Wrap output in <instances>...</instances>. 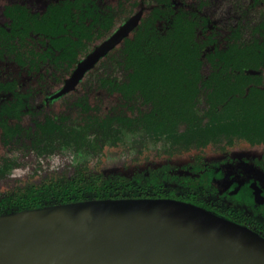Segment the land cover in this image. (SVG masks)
<instances>
[{
  "label": "trees",
  "instance_id": "16d2710c",
  "mask_svg": "<svg viewBox=\"0 0 264 264\" xmlns=\"http://www.w3.org/2000/svg\"><path fill=\"white\" fill-rule=\"evenodd\" d=\"M141 4L48 0L39 11L24 4L6 5L0 60L12 55L28 74L61 83L81 57L119 20L137 14ZM129 8L133 12L128 13ZM205 25L204 17L173 0H154L129 34L85 75L80 88L86 90L70 92L64 114L39 109L35 92H23L18 78L0 79V97L10 95L0 100V148L12 149L24 137L43 153L65 143L95 152L126 133L163 141L162 148L150 153L140 149L123 162L129 172L90 171L83 164L70 176L49 175L18 186L0 195V215L91 200L161 199L244 226L203 203L214 198L211 169L195 177L173 172V160L187 157L189 165L197 166L212 153L228 156L236 146L260 148L264 154V23L254 27L248 42L239 41V30H232L224 48L215 44ZM90 88L110 97L112 104L102 109V96L92 99ZM72 111L77 119L68 123ZM0 157L3 175L13 160ZM248 199L242 188L225 202L245 211Z\"/></svg>",
  "mask_w": 264,
  "mask_h": 264
},
{
  "label": "water",
  "instance_id": "95a60500",
  "mask_svg": "<svg viewBox=\"0 0 264 264\" xmlns=\"http://www.w3.org/2000/svg\"><path fill=\"white\" fill-rule=\"evenodd\" d=\"M141 15L80 59L56 96L73 89ZM0 264H264V238L173 200H91L0 215Z\"/></svg>",
  "mask_w": 264,
  "mask_h": 264
},
{
  "label": "flooded vegetation",
  "instance_id": "af4514ba",
  "mask_svg": "<svg viewBox=\"0 0 264 264\" xmlns=\"http://www.w3.org/2000/svg\"><path fill=\"white\" fill-rule=\"evenodd\" d=\"M47 1L48 0L0 1V25H3L4 21L7 20L2 12L6 5L16 3L24 4L32 11H39L44 7V4ZM227 1H230L229 9L223 8V3H226ZM144 3L145 1L142 0V7L140 8L142 12L147 10L151 4H154V0L151 4ZM173 3L181 5L186 10L200 15L202 18L204 17L206 20V33H212L215 44L222 48L228 43L232 30H239V41L248 42L253 36L254 27L264 23V0H173ZM133 10L134 8H129L128 13L133 12ZM256 36H258V34H256ZM93 48L91 50H93ZM7 59L14 63L12 55L4 54L3 59L0 60L1 81L6 82L7 80H11L13 76L18 78L21 82L23 92L33 90L34 92H41L44 94L43 105H53L62 96L75 91L78 83H80L86 75L84 73L73 89H69L56 96V93L64 87L65 81L71 76L74 69L63 80V82L58 83L47 75L46 77L30 75L26 69L20 68L15 63L14 66H5L4 62ZM262 72L264 76V69ZM47 86L48 88L50 86L54 87V90L49 91ZM9 96L10 95L8 94H2L0 100L6 97L9 98ZM38 108L43 109L42 105L38 106ZM263 157L264 154L260 148L236 146L229 152L228 156L224 155L222 152L212 153L205 160H201L200 164L197 166L189 165L187 157L179 159L180 161L173 160L176 165L173 172L195 177L211 169L213 175L210 179V187L213 188L212 195H214V198H207L203 200L205 201L203 203L208 208L227 215L231 220L241 222L244 226L264 237V162L260 161ZM211 160H214L215 162L210 163ZM230 165L238 166L241 171L245 172L247 178L245 179V175L241 176V174L239 175L240 178H238V175L235 174L238 178L236 181L231 180L225 182L226 179H229L228 177L230 174H228L227 171ZM242 188L246 189L249 198L247 202L250 207L245 211L239 209L238 206H232L229 205L228 202H225L227 197L239 194Z\"/></svg>",
  "mask_w": 264,
  "mask_h": 264
},
{
  "label": "rangeland",
  "instance_id": "374dc122",
  "mask_svg": "<svg viewBox=\"0 0 264 264\" xmlns=\"http://www.w3.org/2000/svg\"><path fill=\"white\" fill-rule=\"evenodd\" d=\"M2 1V0H0ZM109 3L114 5L117 0H108ZM144 4H151L153 0H144ZM115 6V5H114ZM230 1L223 3V8L229 9ZM223 14V13H222ZM123 21L119 20L117 25H120ZM113 40L109 41V45L112 46ZM96 63L89 72L92 71ZM5 66H14L9 59L5 60ZM85 72V74L88 73ZM84 78L78 83L75 91H84L85 88H80L81 83ZM47 83V82H46ZM25 87V86H24ZM49 91H53L54 87L47 86ZM70 93L59 98L53 105H43L44 94L41 92H35L33 96V101L38 106L42 105V108L48 112L55 114H64L68 111V106L64 101ZM89 95L92 99L101 98L100 101L101 108L106 110L112 104V99L107 97L105 94L101 95L98 91H92L89 89ZM104 112V111H103ZM77 119V112H71V120L67 121L74 122ZM159 142V143H158ZM154 142L151 140L144 141L143 138L134 134L126 133L124 136H120L119 140L113 143L107 144L103 150H97L95 152L87 151L84 148H80L71 143H65L57 145L52 152L43 153L38 152L33 149L30 141L27 138H23L19 141L16 147L12 149L0 148V156H6L13 160L12 168L3 175H0V195H3L14 188L20 186L23 187L27 184L38 183L49 175H67L70 176L74 173L75 169L80 165H87L90 171H102V172H115L122 169L125 172H129L130 168H125L122 164L123 162L129 160V158L137 153L140 149L146 152L154 151L155 149H160L163 147V141L160 140ZM157 161L160 159H156ZM2 162L0 157V168ZM229 179L225 182L236 181L241 174L245 175V172L236 165H230L227 171ZM238 175V178L235 176ZM247 178L246 175L244 176Z\"/></svg>",
  "mask_w": 264,
  "mask_h": 264
}]
</instances>
